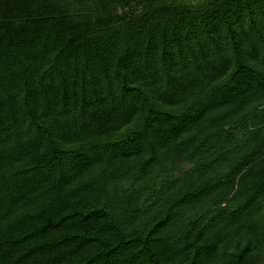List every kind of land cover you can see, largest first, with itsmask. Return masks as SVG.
<instances>
[{
    "label": "trees",
    "instance_id": "16d2710c",
    "mask_svg": "<svg viewBox=\"0 0 264 264\" xmlns=\"http://www.w3.org/2000/svg\"><path fill=\"white\" fill-rule=\"evenodd\" d=\"M0 264H264V0H0Z\"/></svg>",
    "mask_w": 264,
    "mask_h": 264
}]
</instances>
